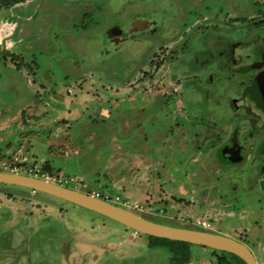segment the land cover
Segmentation results:
<instances>
[{"label":"rangeland","instance_id":"374dc122","mask_svg":"<svg viewBox=\"0 0 264 264\" xmlns=\"http://www.w3.org/2000/svg\"><path fill=\"white\" fill-rule=\"evenodd\" d=\"M182 1L0 0V164L118 195L157 223L202 229L204 221L264 264V208L232 196L243 185L226 186L231 169L214 161V133L229 123L207 116L199 134L196 109L177 110L183 97L198 100L194 87L167 84L165 72L140 83L153 52L160 58L173 43L135 21L155 22V30L196 22L193 32L201 23V45L219 31L217 0ZM147 244L145 235L91 211L0 184V264H170V252ZM189 251L186 264H215L219 255L196 245Z\"/></svg>","mask_w":264,"mask_h":264},{"label":"flooded vegetation","instance_id":"af4514ba","mask_svg":"<svg viewBox=\"0 0 264 264\" xmlns=\"http://www.w3.org/2000/svg\"><path fill=\"white\" fill-rule=\"evenodd\" d=\"M151 1L154 5L175 2ZM183 5L181 2L175 5L179 21L184 13ZM213 10L214 19L219 20L214 22L219 31L213 32L206 45H201V23L194 32L196 22H178L176 28V24L172 25L173 30L160 24L155 30L150 27L155 22L140 18L144 25L138 27H144L157 41L173 43L160 58L158 52H153L149 61L152 70L150 74L142 71L145 79L140 83L153 84L158 77L154 74L165 72L163 80L167 84L176 82L183 89L192 86L198 91L197 101L183 97L179 101L182 108L177 110L187 116L185 112L196 109L199 134L201 128L205 130L201 123L207 116L229 123V129L216 128L214 133V161L231 169L229 178L225 179L226 186L237 183L235 190L238 184L243 185L238 189L240 193L232 191V196L260 202L264 208V0H217ZM208 67H212L211 73L201 75V70ZM152 100L156 98L153 96ZM166 102L176 104L172 100ZM203 132L204 136L206 132Z\"/></svg>","mask_w":264,"mask_h":264},{"label":"water","instance_id":"95a60500","mask_svg":"<svg viewBox=\"0 0 264 264\" xmlns=\"http://www.w3.org/2000/svg\"><path fill=\"white\" fill-rule=\"evenodd\" d=\"M139 24L144 25V22L135 21L133 25L138 27ZM0 184L17 186L58 198L108 218L145 236L164 238L227 252L237 256L245 264H257L249 248L235 239L209 232L203 228L191 229L157 223L119 205L97 198L88 191H78L34 176L6 172H0Z\"/></svg>","mask_w":264,"mask_h":264},{"label":"trees","instance_id":"16d2710c","mask_svg":"<svg viewBox=\"0 0 264 264\" xmlns=\"http://www.w3.org/2000/svg\"><path fill=\"white\" fill-rule=\"evenodd\" d=\"M25 189V188H24ZM128 229V228H126ZM148 239V248L149 249H166L170 252V264H186L189 260V248L191 244L171 241L164 238H157L152 236H146ZM202 247V246H201ZM215 253H218L215 264H245L240 258L235 255L229 254L227 252L212 250Z\"/></svg>","mask_w":264,"mask_h":264},{"label":"built area","instance_id":"2783aa9c","mask_svg":"<svg viewBox=\"0 0 264 264\" xmlns=\"http://www.w3.org/2000/svg\"><path fill=\"white\" fill-rule=\"evenodd\" d=\"M33 171H34V173H37V174L40 172L37 169H34V170L27 169L26 170V169H22V167H18V166H15V165L0 164V172L17 173V174L26 175L27 173H31ZM37 174L33 175V176L37 177ZM42 178L44 180H47V181L50 180V179H48V177H45L44 175L42 176ZM91 195H93V196H95L97 198H101V199H103L105 201L112 202V203H114L116 205H119L120 207H123V208H126V209L128 208V209H133V210H142V208L138 204L134 203V204L130 205L126 200H124L123 198H121L118 195L110 196L108 194H105V193L104 194H100L98 192L92 193ZM197 224L200 225L201 228H207L208 227V224L206 222H204V221H199V222H197Z\"/></svg>","mask_w":264,"mask_h":264},{"label":"crops","instance_id":"0c3cea01","mask_svg":"<svg viewBox=\"0 0 264 264\" xmlns=\"http://www.w3.org/2000/svg\"><path fill=\"white\" fill-rule=\"evenodd\" d=\"M91 159V158H90ZM84 166V165H83ZM91 166H89V168H90Z\"/></svg>","mask_w":264,"mask_h":264},{"label":"clouds","instance_id":"9594fccd","mask_svg":"<svg viewBox=\"0 0 264 264\" xmlns=\"http://www.w3.org/2000/svg\"><path fill=\"white\" fill-rule=\"evenodd\" d=\"M204 229V228H203Z\"/></svg>","mask_w":264,"mask_h":264}]
</instances>
